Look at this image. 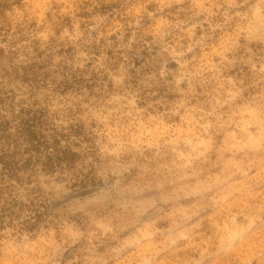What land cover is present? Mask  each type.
Here are the masks:
<instances>
[{
  "label": "rangeland",
  "instance_id": "374dc122",
  "mask_svg": "<svg viewBox=\"0 0 264 264\" xmlns=\"http://www.w3.org/2000/svg\"><path fill=\"white\" fill-rule=\"evenodd\" d=\"M9 3L0 264H264V0Z\"/></svg>",
  "mask_w": 264,
  "mask_h": 264
},
{
  "label": "trees",
  "instance_id": "16d2710c",
  "mask_svg": "<svg viewBox=\"0 0 264 264\" xmlns=\"http://www.w3.org/2000/svg\"><path fill=\"white\" fill-rule=\"evenodd\" d=\"M10 0H0V14L3 11L8 10L12 4L9 3ZM36 119H26L20 120L17 124L15 138L12 134L7 133V128L9 124L0 123V140L6 139V143L14 144L13 152L6 149L5 151H0V163L4 164V172L1 176L2 178L10 179L12 177H17L18 172H20L22 167L27 164L33 163V160L44 159L43 164L47 168H54L64 163V161L71 160L69 158L68 150L55 149L50 151L51 144L45 135H43L42 130L37 131L41 128V125L35 121ZM7 134V135H6ZM13 138V139H10ZM22 144L24 148L19 149ZM28 154V157L24 159V164L21 166L19 160L15 159L17 154L20 153ZM23 157V155H22ZM72 158V157H71ZM25 167V166H24ZM1 218V217H0Z\"/></svg>",
  "mask_w": 264,
  "mask_h": 264
}]
</instances>
